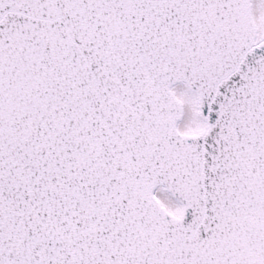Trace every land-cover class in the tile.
I'll return each instance as SVG.
<instances>
[{
	"label": "snow or ice",
	"instance_id": "1",
	"mask_svg": "<svg viewBox=\"0 0 264 264\" xmlns=\"http://www.w3.org/2000/svg\"><path fill=\"white\" fill-rule=\"evenodd\" d=\"M0 264H264V0H0Z\"/></svg>",
	"mask_w": 264,
	"mask_h": 264
}]
</instances>
